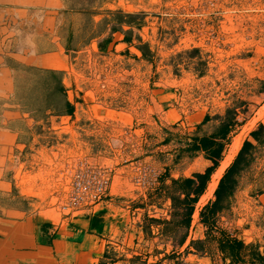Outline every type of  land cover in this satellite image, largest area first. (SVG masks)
Segmentation results:
<instances>
[{"label": "rangeland", "instance_id": "obj_1", "mask_svg": "<svg viewBox=\"0 0 264 264\" xmlns=\"http://www.w3.org/2000/svg\"><path fill=\"white\" fill-rule=\"evenodd\" d=\"M117 11L142 21L117 26L110 15ZM143 44L146 56L136 48ZM34 68L61 73L70 117L38 111ZM263 81L264 0H0V128L10 142L0 146V214L32 210L65 229L98 212L123 179L127 194L117 200L125 201L133 232L106 244L105 264H261L253 253L264 251V114L255 116L264 107ZM228 111L242 120L230 143L257 118L242 141L254 148L210 236L199 213L213 194L195 206L182 247L154 227L146 235L144 218L163 219L169 208L160 187L194 171L207 152L192 145L214 134ZM255 130L261 143L250 137ZM81 165L109 177L93 205L72 200ZM222 238L243 243L242 262L223 256ZM195 240L204 241L202 251L188 247Z\"/></svg>", "mask_w": 264, "mask_h": 264}, {"label": "trees", "instance_id": "obj_2", "mask_svg": "<svg viewBox=\"0 0 264 264\" xmlns=\"http://www.w3.org/2000/svg\"><path fill=\"white\" fill-rule=\"evenodd\" d=\"M110 15L112 21H114L117 26L122 24L127 26L133 24L139 25L140 21H142V15L138 14L121 13L117 11L110 13ZM136 19L140 20L139 23H136ZM112 28L114 29L115 27L113 26ZM125 33L127 35L129 31H125ZM137 40L140 41L139 38H137ZM136 48L142 52L144 56L148 54L146 44L138 45ZM192 51L197 52V49H193ZM27 68L29 69L31 67ZM33 71L37 77L36 85L38 88L36 91H38V94H36L35 100L38 104V111L42 113L50 110L56 116L72 115L73 107L66 99L64 87L61 82V73L55 70L40 68H34ZM261 84L264 85V81ZM28 99L31 98L29 97ZM41 101H43V107L38 103ZM32 103H34V101H32L31 104ZM248 117L249 113H244L243 118L247 119ZM241 124L242 120H240L236 114L228 111L226 116L222 118L221 123L214 134L195 141L192 148L205 151L207 152V155L198 162L194 171L189 176L182 179H174L169 185H162L160 187L157 194L165 197L169 202V208L163 219H156L149 216L144 218L142 226L146 235L151 236L152 228L154 227L157 229L158 236L165 237L172 242L174 249L180 248L184 245L188 237V231L192 215L195 211V206L206 189L211 173H213L219 166L224 147L230 143L231 133ZM259 128H263V125H259ZM259 134V131L255 130L250 133V137L256 143H261ZM253 148L254 146L251 142H243L236 157L220 178L213 193V200L209 201L200 211L199 223L205 228V234L207 237H209L213 231L215 216L222 210V200L232 192L235 184L233 177L247 164L246 158L249 156L248 152ZM261 195L264 198V191L261 192ZM219 233L223 235V231H219ZM203 244V240H195L191 241L188 247H194L196 251L200 252L202 251ZM242 248L243 243L236 239H218V249L220 252L224 257L230 258L233 261L242 262L239 255ZM253 255L259 263L264 264V251H254ZM100 264L105 263L102 262Z\"/></svg>", "mask_w": 264, "mask_h": 264}, {"label": "crops", "instance_id": "obj_3", "mask_svg": "<svg viewBox=\"0 0 264 264\" xmlns=\"http://www.w3.org/2000/svg\"><path fill=\"white\" fill-rule=\"evenodd\" d=\"M70 117V116H61ZM0 128V146L8 147L5 130ZM13 143L15 139L12 140ZM41 150L40 152H42ZM44 153V152H43ZM47 158L54 156L45 152ZM172 175L171 178H173ZM23 190L21 189L20 192ZM116 195L99 204L100 210H91L88 216L70 219L65 229L55 226L33 211L14 207L0 214V264H100L106 244L121 239L129 241L131 229L130 211L125 201L117 196L125 195V183L119 180ZM21 193V194H22ZM23 196V195H22ZM75 224L71 225L72 222ZM78 222V223H76ZM68 223V221H67ZM53 229L42 233L40 226ZM129 226V227H127ZM200 227L199 224L196 225ZM72 230V231H71ZM3 231V232H1ZM131 231V232H130ZM70 232V233H69ZM89 246V248L87 247Z\"/></svg>", "mask_w": 264, "mask_h": 264}, {"label": "built area", "instance_id": "obj_4", "mask_svg": "<svg viewBox=\"0 0 264 264\" xmlns=\"http://www.w3.org/2000/svg\"><path fill=\"white\" fill-rule=\"evenodd\" d=\"M71 182V195L75 204L93 205L102 200L109 187V177L104 169L81 165Z\"/></svg>", "mask_w": 264, "mask_h": 264}, {"label": "bare ground", "instance_id": "obj_5", "mask_svg": "<svg viewBox=\"0 0 264 264\" xmlns=\"http://www.w3.org/2000/svg\"><path fill=\"white\" fill-rule=\"evenodd\" d=\"M260 107H261V109H257L258 111L255 114V116H257V117H260L262 114H264V107H262V106H260ZM255 116L251 117L247 121V124H246V126H244L243 130L239 134H237L235 137H233L231 143L227 146L228 147L227 151L222 153V159L219 163V166L217 167V169L213 173H211V176H210L209 182L206 186V189H205L204 193L200 196L196 206L201 205L207 198L212 196V194H213V192H214V190L218 184V181L221 178L224 170L230 164L233 157L236 155V153L240 149V146H241L242 141H243V135L249 130V127L256 122L257 118ZM196 216H197V213L195 212L193 214V218H196Z\"/></svg>", "mask_w": 264, "mask_h": 264}]
</instances>
